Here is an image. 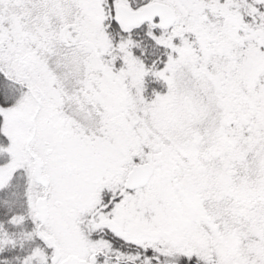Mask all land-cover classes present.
<instances>
[{
  "label": "snow or ice",
  "instance_id": "6c2138e0",
  "mask_svg": "<svg viewBox=\"0 0 264 264\" xmlns=\"http://www.w3.org/2000/svg\"><path fill=\"white\" fill-rule=\"evenodd\" d=\"M0 264H264V0H0Z\"/></svg>",
  "mask_w": 264,
  "mask_h": 264
}]
</instances>
